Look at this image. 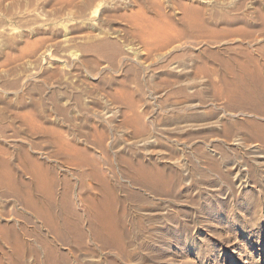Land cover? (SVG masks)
Masks as SVG:
<instances>
[{"label":"rangeland","instance_id":"1","mask_svg":"<svg viewBox=\"0 0 264 264\" xmlns=\"http://www.w3.org/2000/svg\"><path fill=\"white\" fill-rule=\"evenodd\" d=\"M240 64L264 81V0H0V260L38 263L39 232L65 254L51 264H264V144L247 138L264 102L227 92ZM102 179L128 222L159 220L124 259L89 235ZM46 199L55 232L26 206Z\"/></svg>","mask_w":264,"mask_h":264},{"label":"bare ground","instance_id":"2","mask_svg":"<svg viewBox=\"0 0 264 264\" xmlns=\"http://www.w3.org/2000/svg\"><path fill=\"white\" fill-rule=\"evenodd\" d=\"M263 52V51H262ZM250 61V60H249ZM253 61V60H252ZM250 61V63L252 62ZM248 62V61H247ZM254 63L253 66L256 65L255 62H252ZM235 64V63H234ZM247 64V63H246ZM227 66V65H225ZM237 67H238V64H237ZM256 67V66H255ZM254 67V68H255ZM259 69V68H258ZM260 70V69H259ZM239 73L235 76V81L234 83L232 84V87H228L227 88V92L228 93H231L230 92V89H232V93L235 92L234 90H236L237 92H246L247 95H249L251 98H257V99H261L263 102H264V81L260 79V76L258 74V70L256 69H253V68H249L247 67L246 65H241L240 64V69L238 71ZM229 73V72H228ZM237 72H235L236 74ZM232 74V73H231ZM227 75V74H226ZM234 75V74H233ZM222 80V79H221ZM230 80V79H229ZM228 80V81H229ZM223 81V80H222ZM229 86V85H228ZM222 88H223V85H222ZM225 89V88H224ZM226 93V94H228ZM224 94V93H223ZM243 94V93H242ZM230 95V94H229ZM236 96V95H235ZM245 97V96H244ZM250 98V99H251ZM255 100V99H254ZM260 100V101H261ZM257 101V100H256ZM250 102V100H249ZM260 108V106H259ZM247 123L249 124H253L254 126V133L256 134H252L250 133V136H248L247 138L249 139H252V138H259L260 141L264 144V124L261 123V122H257L255 120H248ZM252 126V127H253ZM224 128V127H223ZM228 128V127H227ZM228 132V131H227ZM224 133V132H223ZM235 141L234 143L236 145H247L244 141H241L239 138H234ZM257 140V139H255ZM248 147V146H247ZM249 148L251 149V152L252 154H255V155H259L260 154V151L258 149V144H252V145H249ZM78 149V148H76ZM74 149V150H76ZM249 149V150H250ZM80 150V149H79ZM81 151V150H80ZM250 152V151H249ZM77 153V152H76ZM82 154H84L83 151H81ZM78 154V153H77ZM82 154H80L82 156ZM251 155V153H250ZM85 156V155H84ZM248 156V155H247ZM263 157V156H262ZM79 158V157H78ZM82 158V157H81ZM86 157H84L85 159ZM254 158V157H253ZM264 158V157H263ZM102 159V158H101ZM256 159V158H255ZM93 160V159H91ZM231 160V159H230ZM252 160V159H251ZM85 161L87 162L88 160L85 159ZM90 161V160H89ZM105 161V160H104ZM253 161V160H252ZM263 161V160H262ZM260 161V163H258V167H263L264 168V163L262 164ZM91 162V161H90ZM93 162V161H92ZM91 162V163H92ZM239 162V161H238ZM258 161H256L257 163ZM89 163V162H88ZM97 163V162H96ZM94 162V164H96ZM106 163V161H105ZM33 165V163H31ZM36 165H38L36 162L34 163ZM93 164V163H92ZM91 164V166L93 168H96L94 167L93 165ZM239 164V163H238ZM110 165V164H109ZM146 165V164H145ZM41 166V165H40ZM151 165H149L150 167ZM209 166L210 167H213V169H216V165L213 164L212 162H209ZM226 166L229 167L230 169H239L241 165H237V163L234 161V160H231L229 161L228 163H226ZM33 167V166H32ZM37 167V166H36ZM98 167V166H97ZM109 167V166H108ZM146 168V167H145ZM145 168L144 166H140V170L144 171L145 173ZM34 169V167H33ZM32 169V171H33ZM36 169V168H35ZM38 169H39V166H38ZM156 169V168H155ZM154 169V170H155ZM242 169V168H241ZM92 170V169H91ZM110 170V169H109ZM124 171V169H122ZM121 170V171H122ZM153 170V171H154ZM97 171V169H96ZM94 170V172H96ZM107 171V170H106ZM151 171V169H149L147 171L148 175H155V173ZM240 171V170H239ZM44 172V170H43ZM92 172V174L94 173ZM115 172V171H114ZM162 172V171H161ZM36 173V172H35ZM42 173V171H41ZM108 173V172H107ZM158 173V172H157ZM235 173V172H234ZM49 174V173H48ZM98 174V172H97ZM110 175L112 173H109ZM129 174V173H128ZM132 174V173H131ZM9 175V173H8ZM39 175V173H38ZM96 175V174H95ZM117 175V173H116ZM124 175V174H123ZM135 175V174H134ZM160 175V174H159ZM97 176V175H96ZM95 176V177H96ZM101 175H99L100 177ZM132 176V175H131ZM144 176V175H143ZM236 176V175H235ZM49 177V175H48ZM111 177V176H110ZM126 177V176H125ZM137 177V176H136ZM120 178V177H119ZM140 178V177H139ZM146 178V177H145ZM240 178V177H239ZM242 178V177H241ZM36 179V178H35ZM101 179V177L99 178ZM132 179V178H131ZM134 179V178H133ZM41 180V178L39 179ZM97 180V179H96ZM137 180V179H136ZM37 181H38V178H37ZM43 181V180H41ZM102 181L103 185H104V188L103 190H101V194L99 195L98 194V200L97 203H93V202H90L88 201L86 203V208L88 210V221H87V226H88V230L90 232V236H91V240L94 242L96 240V237L100 236V235H105L107 238H110L111 241H112V245L116 246L117 249H119L117 252V257L120 258V259H124L126 257V250H124V245H125V239L127 237H133L134 233L137 232V236L139 235L138 232H140V235L141 234H145L146 231L150 230H154V228H152L150 225H147L146 222H159V220L157 218H152V217H147V221H144V218H137V217H134V218H131V220L128 222L127 219H126V210H125V207H120L118 205V201H117V198L115 197V193L113 191L114 189V186L110 185L108 183L109 180H107V182L105 180H100ZM134 181V180H133ZM138 181V180H137ZM40 182V181H39ZM98 182V181H97ZM132 182V181H131ZM141 182V180H140ZM26 185V184H25ZM51 185V184H50ZM49 185V186H50ZM45 185H43L42 187H44ZM36 187V185H35ZM100 187V185H99ZM38 188V187H37ZM45 188V187H44ZM42 189V188H40ZM48 189V188H47ZM46 189V191H47ZM50 189V188H49ZM98 189V188H96ZM52 190V189H51ZM51 190H49V192H51ZM99 190V189H98ZM48 192V193H49ZM97 192V191H96ZM95 192V194H96ZM47 193V194H48ZM50 197L53 199V197L51 196V194H49ZM47 195V196H49ZM97 195V194H96ZM29 198V197H28ZM41 198V197H40ZM50 199V198H49ZM30 200V199H29ZM33 200V199H32ZM47 200V199H46ZM91 200V199H90ZM31 201V200H30ZM95 201V199H94ZM47 202V203H46ZM30 203V202H28ZM27 203V204H28ZM35 203V201H34ZM37 203V202H36ZM41 203V202H40ZM51 200H47L45 201L42 205H36V206H32L33 203H31V205L29 206L26 205L30 211L34 214V216L36 217V219H38L40 221V223L43 224L44 227H46L50 232H55L56 231V227H55V219L59 218L55 213L54 211L52 210V204H51ZM45 205V209L46 211L43 210V207ZM85 205V204H84ZM26 208V207H25ZM28 210V209H27ZM67 210V209H66ZM71 210V209H70ZM134 210V209H133ZM64 211V210H63ZM70 213V211H69ZM66 214V213H65ZM64 214V215H65ZM73 214V213H72ZM71 214V215H72ZM86 214V215H87ZM70 215V216H71ZM85 215V214H84ZM67 216V215H66ZM69 216V215H68ZM86 217V216H85ZM159 218V217H158ZM60 219V218H59ZM64 219V218H63ZM81 219V218H80ZM80 219L79 217L76 218L77 222H78V225L80 223ZM165 220H172L173 217H165L164 218ZM75 220V219H73ZM73 220L71 221V223L73 222ZM66 221V219H65ZM58 222V221H57ZM67 222H70V220H68ZM76 222V221H75ZM74 222V223H75ZM77 222H76V226L77 225ZM147 222V223H148ZM54 223V224H53ZM65 224V222H64ZM73 224V223H72ZM69 225V224H68ZM71 225V224H70ZM86 225V224H85ZM84 226V225H83ZM82 226V227H83ZM69 227V226H68ZM72 227V226H71ZM80 227V226H79ZM7 228V227H6ZM60 228V227H59ZM58 228V229H59ZM62 228V227H61ZM63 228H65V225L63 226ZM2 229V228H1ZM66 229V228H65ZM68 229V228H67ZM66 229V230H67ZM169 229V227H168ZM61 230V229H60ZM69 230V229H68ZM81 230V229H80ZM136 230V231H135ZM2 231V230H0ZM4 231V229H3ZM64 231V230H63ZM135 231V232H134ZM9 232V231H8ZM74 232V231H73ZM82 232V230L80 231ZM87 232V231H86ZM87 232V233H89ZM171 232V231H170ZM62 233V232H61ZM66 233V232H64ZM69 233V231H68ZM67 235H70L68 234ZM85 233V232H84ZM57 234L58 231H57ZM63 234V233H62ZM76 234V233H75ZM164 234V232H163ZM7 235V234H6ZM77 235V234H76ZM65 236V235H64ZM181 236V235H180ZM60 237V236H59ZM62 237V236H61ZM37 238L38 240L40 241L43 249H44V258L42 260H38V263L44 261L45 264H51V261H53L54 259H58L62 262H64V258H65V254H63L62 252H60L57 248L53 247L48 240H45V239H42L40 237V234L39 232L37 233ZM167 238V236H166ZM63 239V238H62ZM83 239V238H82ZM176 239V238H175ZM14 245H15V253L17 255V257L19 258V255H21V253L24 251V249H26L27 247L32 250V248L30 246H28L23 240L22 238H19L18 236L16 237V239L14 240ZM104 246V245H103ZM106 246V244H105ZM102 247V246H101ZM110 247V246H108ZM107 247V248H108ZM149 248V247H148ZM115 249V248H114ZM116 249V250H117ZM15 256V255H14ZM1 258V256H0ZM3 259V258H2ZM10 259V258H9ZM4 261V260H3ZM0 260V264H9V263H5ZM54 262V261H53ZM38 263H35V264H38ZM11 264H27L23 259L19 258L18 260H15L13 262H11Z\"/></svg>","mask_w":264,"mask_h":264}]
</instances>
